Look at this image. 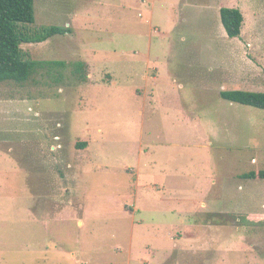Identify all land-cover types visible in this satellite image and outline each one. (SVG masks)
<instances>
[{"label": "rangeland", "instance_id": "1", "mask_svg": "<svg viewBox=\"0 0 264 264\" xmlns=\"http://www.w3.org/2000/svg\"><path fill=\"white\" fill-rule=\"evenodd\" d=\"M33 1L68 31L0 83V264H264V109L220 96L264 92V0Z\"/></svg>", "mask_w": 264, "mask_h": 264}, {"label": "trees", "instance_id": "2", "mask_svg": "<svg viewBox=\"0 0 264 264\" xmlns=\"http://www.w3.org/2000/svg\"><path fill=\"white\" fill-rule=\"evenodd\" d=\"M220 21L228 37H237L241 33L243 15L240 9L221 7ZM34 21L33 0H0V83L12 82L23 85L41 68L45 61L34 60L21 48L22 44L39 43L55 34H64L68 30L58 26H50L37 31H29L24 24ZM52 62V61H50ZM62 64L53 62L52 64ZM83 61L76 62L75 72L81 81H85L86 74ZM221 98L242 105L264 109V92L247 91L242 89L224 90ZM85 142L79 146L83 148ZM251 178H264V170L250 171Z\"/></svg>", "mask_w": 264, "mask_h": 264}]
</instances>
